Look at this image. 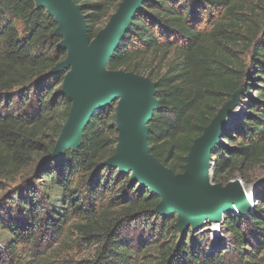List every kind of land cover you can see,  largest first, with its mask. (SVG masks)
<instances>
[{
	"label": "trees",
	"instance_id": "16d2710c",
	"mask_svg": "<svg viewBox=\"0 0 264 264\" xmlns=\"http://www.w3.org/2000/svg\"><path fill=\"white\" fill-rule=\"evenodd\" d=\"M73 1L95 40L124 0ZM258 20L239 0H144L109 59V71L156 84L159 107L148 145L174 175L185 173L195 141L239 91L247 109L230 113L212 151L215 183L249 181L264 161V29ZM58 28L35 0H0V179L28 183L17 209L0 217L8 235L0 242V264H49L41 248L68 235L74 248L91 251L88 264H139L141 257L153 264H259L264 194L247 189L254 206L245 219L226 215L230 249L203 247L192 232L181 237L177 215L156 212L161 197L108 164L119 145L117 100L90 119L78 148L41 165L74 106L63 90L68 70H57L68 58Z\"/></svg>",
	"mask_w": 264,
	"mask_h": 264
},
{
	"label": "water",
	"instance_id": "95a60500",
	"mask_svg": "<svg viewBox=\"0 0 264 264\" xmlns=\"http://www.w3.org/2000/svg\"><path fill=\"white\" fill-rule=\"evenodd\" d=\"M35 1L56 19L59 25L57 33L64 37L61 46L67 49L68 58L58 70L69 69L63 90L74 102L70 119L54 152L43 159L41 165L69 149L78 148L90 119L118 100L119 145L117 154L108 164L121 172L131 173L135 184L145 186L160 196L162 201L156 212L161 215L178 214L179 233L203 230L211 224L222 225L224 216L234 213V207L240 216L247 215L250 205L243 202L247 193L239 186L240 182L215 185L213 177L212 151L229 124L228 118L236 102L227 103L195 141L187 158L185 173L174 175L151 155L148 145V125L159 107L155 98L156 84L133 73L107 69L109 59L144 0H124L95 40L90 39L81 7L73 0ZM209 172L211 178L208 177ZM256 187H264V181Z\"/></svg>",
	"mask_w": 264,
	"mask_h": 264
},
{
	"label": "rangeland",
	"instance_id": "374dc122",
	"mask_svg": "<svg viewBox=\"0 0 264 264\" xmlns=\"http://www.w3.org/2000/svg\"><path fill=\"white\" fill-rule=\"evenodd\" d=\"M239 3L245 5L247 9H252V11H254L256 15H259L260 20H258V22L264 29V0H239ZM114 15L115 14L111 15L105 27L109 24V22L111 21ZM250 53L251 50L247 51L244 54V60L247 63L249 62L250 59ZM67 70L69 72V69ZM256 84L259 85L258 83ZM232 102H236V105L231 112L240 111L241 109H247V104L243 103L240 91L235 94L233 100L230 103ZM212 163H214L213 157H212ZM24 178L25 177L22 178L19 177L14 181H5L0 179V217H3L4 215H8L10 213V209L12 208L17 209L18 203L16 202L18 201L19 193L25 192V190L23 189H25V187H27L28 185V183L24 180ZM235 181L240 182V184L244 187V191H247V189L248 190L251 189L252 191H259L260 193L264 194V187H256L258 183L264 181V161L252 170V172L250 173L249 181L240 178H237ZM214 184L217 185L222 183H214ZM227 184L225 185L222 184V185L226 186ZM25 194L27 193H24V195ZM249 194H251V191ZM245 198L246 196L244 197V199ZM248 204L251 205V203ZM12 216L14 217V215ZM225 217L226 215L224 216V221H225ZM246 217H248V214L242 217V219L243 218L245 219ZM177 219H179L178 214H177ZM212 225L213 224L207 226L203 230H198L194 232L190 231L192 232L191 237H193V235L194 237H199L200 238L199 243L201 244V246L206 248H208L211 245L215 250L230 249L233 241H232V236H230L227 229L226 228L223 229L224 225L222 224L220 227L216 226L217 229L218 228L220 229L216 233L213 232L212 230L207 231L209 229H213ZM188 234L180 233L181 237L182 236L187 237ZM0 238L3 239V241H0L1 243L8 239V235L4 234V232L1 229H0ZM249 239L250 241H252L251 238ZM73 241L74 238L73 237L71 238V236L69 235L67 237H63L59 239V242L57 243H54L53 240L51 242L53 243V245H51V243L45 244V246L41 248L40 254L49 261V264H88V261L92 257L91 251L77 250L76 248L73 247ZM156 246L158 247L159 245ZM23 252H24L23 253L24 257H28L30 254L29 249L23 250ZM256 255L258 257L257 263L264 264V250H259L258 252H256ZM147 256H149V254ZM230 256H232V259L229 258L230 260L236 261L237 256H234L233 254ZM152 261L153 259H147L141 257V261L139 262V264H153Z\"/></svg>",
	"mask_w": 264,
	"mask_h": 264
},
{
	"label": "bare ground",
	"instance_id": "6f19581e",
	"mask_svg": "<svg viewBox=\"0 0 264 264\" xmlns=\"http://www.w3.org/2000/svg\"><path fill=\"white\" fill-rule=\"evenodd\" d=\"M208 177L209 178H211V172H209V174H208ZM207 180H208V178H207ZM235 181V180H234ZM208 183H209V181H208ZM240 184V183H239ZM239 186H241L242 187V189H243V191H244V187L240 184ZM244 193H247V194H245V196H246V198L244 199V197H243V202H244V204H246V205H249L248 203H251V204H253L254 203V200H253V196H252V194H249L250 193V191H248V192H246V191H244ZM239 212V211H238ZM217 226H218V224H217ZM216 226H214V228H215Z\"/></svg>",
	"mask_w": 264,
	"mask_h": 264
},
{
	"label": "built area",
	"instance_id": "2783aa9c",
	"mask_svg": "<svg viewBox=\"0 0 264 264\" xmlns=\"http://www.w3.org/2000/svg\"><path fill=\"white\" fill-rule=\"evenodd\" d=\"M252 196H253V195H252ZM253 200H254V197H253ZM253 206H254V203L250 205V207H253ZM233 210H234V212H236L237 214H239L238 209H237L236 207H234ZM239 215H240V214H239ZM214 226H217V224H213V225H212L213 229H210V230H212L213 232L216 233V232L219 231L220 229H219V228L217 229L216 227H215V228H216V229H215ZM218 226L220 227L221 225H218Z\"/></svg>",
	"mask_w": 264,
	"mask_h": 264
}]
</instances>
